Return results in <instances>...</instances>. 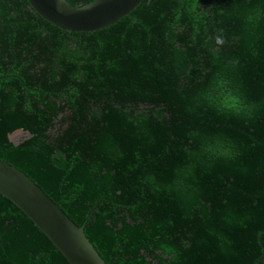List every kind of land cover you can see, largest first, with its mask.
<instances>
[{"label":"trees","instance_id":"trees-1","mask_svg":"<svg viewBox=\"0 0 264 264\" xmlns=\"http://www.w3.org/2000/svg\"><path fill=\"white\" fill-rule=\"evenodd\" d=\"M0 160L105 264H264V0H142L94 32L0 0ZM0 264H69L2 195Z\"/></svg>","mask_w":264,"mask_h":264},{"label":"water","instance_id":"water-1","mask_svg":"<svg viewBox=\"0 0 264 264\" xmlns=\"http://www.w3.org/2000/svg\"><path fill=\"white\" fill-rule=\"evenodd\" d=\"M142 0H94L72 8L65 0H27L34 12L69 32H94L127 16ZM0 195L14 203L69 264H105L84 234L28 176L0 160Z\"/></svg>","mask_w":264,"mask_h":264},{"label":"rangeland","instance_id":"rangeland-1","mask_svg":"<svg viewBox=\"0 0 264 264\" xmlns=\"http://www.w3.org/2000/svg\"><path fill=\"white\" fill-rule=\"evenodd\" d=\"M26 136V133H19V134H15L12 136L11 140L15 143L19 142L20 140H22L24 137Z\"/></svg>","mask_w":264,"mask_h":264}]
</instances>
